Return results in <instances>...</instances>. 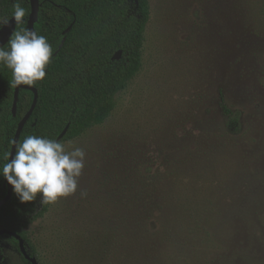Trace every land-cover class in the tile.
Returning <instances> with one entry per match:
<instances>
[{
  "label": "rangeland",
  "instance_id": "374dc122",
  "mask_svg": "<svg viewBox=\"0 0 264 264\" xmlns=\"http://www.w3.org/2000/svg\"><path fill=\"white\" fill-rule=\"evenodd\" d=\"M149 1L139 73L102 124L63 142L86 152L77 193L49 204L27 228L39 264H134L131 216L158 207L154 194L191 205L212 183L242 182L245 195L264 204V0ZM221 94L240 118V132L223 139L215 133L216 123L227 133ZM258 205L248 210L259 211L262 233L238 223L228 228L231 242H216L209 227L180 221L186 237H164L154 264H220L223 257L264 264ZM2 246L7 264H22Z\"/></svg>",
  "mask_w": 264,
  "mask_h": 264
},
{
  "label": "trees",
  "instance_id": "16d2710c",
  "mask_svg": "<svg viewBox=\"0 0 264 264\" xmlns=\"http://www.w3.org/2000/svg\"><path fill=\"white\" fill-rule=\"evenodd\" d=\"M39 2L40 12L35 31L47 38L52 46L53 56L46 69L45 79L32 85L38 91V102L19 141L28 135L58 141L60 134L68 127L64 138L58 141L63 143L102 124L115 108V96L139 73L142 67L144 34L151 18L150 1ZM16 3L26 10L24 22L17 25L16 31L28 29L31 0H0V18L11 19ZM118 51H122V57L114 61L113 57ZM11 79L10 70L0 65V167L5 163L4 156L11 152L20 121L29 112L34 101L32 91L21 89L14 115L15 86ZM218 104L224 118L223 128L227 133L223 132L220 123H216L215 133L219 131L222 139L230 132L239 133L238 113L226 105L222 94ZM172 178L167 175V180ZM221 186L223 188L220 195L215 190ZM244 188L245 184L242 182L237 185L212 183L207 187V194L202 195L201 203L193 200L196 204L183 206L170 195L161 198L156 194L153 198L151 196L153 201H158V207L150 210L137 209L131 216L132 225L128 229V238L135 250L134 264H154V260L162 256V243L168 234L172 237L178 235L180 239L186 237L178 229L180 221L193 223L199 229L202 226L209 227L214 231L216 242H231L228 228L236 229L231 226H237L238 223L255 225L262 233L261 220L257 218L259 211H249L248 208L253 206V202L259 204L258 207H264V204L257 199L251 200L250 195H245ZM8 191L6 179L0 177V201L7 196ZM192 198L194 196L188 199ZM143 203L140 201L137 206ZM48 205H41L39 195L33 202L21 203L13 190L10 200L0 207V231L20 235L31 257L37 258L27 228L47 211ZM245 208L247 212L242 213ZM186 211L191 214L187 216ZM5 243L19 254L22 264H31L22 256L19 242L6 234L0 235V264H7L2 246ZM226 258L223 257L220 264H226ZM234 260L232 257V261Z\"/></svg>",
  "mask_w": 264,
  "mask_h": 264
},
{
  "label": "clouds",
  "instance_id": "9594fccd",
  "mask_svg": "<svg viewBox=\"0 0 264 264\" xmlns=\"http://www.w3.org/2000/svg\"><path fill=\"white\" fill-rule=\"evenodd\" d=\"M25 15V8L16 3L12 14L15 24L21 25ZM0 23L6 25L8 21ZM52 56L47 38L34 30L14 31L7 47L0 45V65L10 70L11 83L16 87L43 81ZM12 144L15 155L9 152L4 156L0 177L12 186L21 203L33 202L39 195L44 206L77 193L86 162L83 148L67 150L62 142L36 135Z\"/></svg>",
  "mask_w": 264,
  "mask_h": 264
},
{
  "label": "water",
  "instance_id": "95a60500",
  "mask_svg": "<svg viewBox=\"0 0 264 264\" xmlns=\"http://www.w3.org/2000/svg\"><path fill=\"white\" fill-rule=\"evenodd\" d=\"M31 6H32V10H31L29 21H28V29L35 31V23L38 19L39 12H40L39 0H31ZM7 21H8V23L6 25L3 24L1 29H0V45H3V46H6L8 44L10 37L12 36L13 32L16 31V28H17V25L15 24V21L12 20V18L7 20ZM121 57H122V51H118L114 55L113 60L114 61L120 60ZM21 89H26V90L32 91L34 93V101H33V105L31 107V109L23 117V119L20 121V123L18 125V129L16 131L15 138H14L15 141L20 140L22 131H23L27 121L29 120V118L33 114L35 107L37 105V102H38V91L34 87L26 86V85H21L18 87L15 86V94H14V101H13V113H14V115H16V112H17L19 93H20ZM67 131H68V127H66L64 129V131L60 134V136L58 137V141H61L64 138ZM11 152H12V155L14 156L15 155V149H14L13 144H12ZM7 184H8L9 191H8L7 196L3 200L0 201V207L5 205L10 200L12 193H13L12 186L8 182H7ZM3 234L14 237L19 242L20 251L26 260H28L31 264H39L38 260L35 257H31L28 254L26 247H25L24 239L20 235L13 233V232H10V231H6V230L0 231V235H3Z\"/></svg>",
  "mask_w": 264,
  "mask_h": 264
},
{
  "label": "flooded vegetation",
  "instance_id": "af4514ba",
  "mask_svg": "<svg viewBox=\"0 0 264 264\" xmlns=\"http://www.w3.org/2000/svg\"><path fill=\"white\" fill-rule=\"evenodd\" d=\"M23 256V255H22ZM28 261V260H27Z\"/></svg>",
  "mask_w": 264,
  "mask_h": 264
}]
</instances>
